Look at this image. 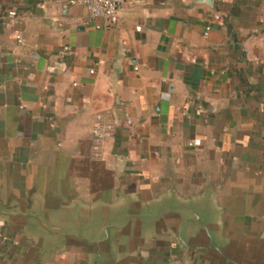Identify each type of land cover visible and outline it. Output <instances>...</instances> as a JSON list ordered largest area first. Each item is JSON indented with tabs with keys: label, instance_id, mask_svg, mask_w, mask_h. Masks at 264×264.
Here are the masks:
<instances>
[{
	"label": "crops",
	"instance_id": "crops-1",
	"mask_svg": "<svg viewBox=\"0 0 264 264\" xmlns=\"http://www.w3.org/2000/svg\"><path fill=\"white\" fill-rule=\"evenodd\" d=\"M196 1L123 0L97 30L68 0H0V264H205L177 220L144 222L170 204L264 245V0Z\"/></svg>",
	"mask_w": 264,
	"mask_h": 264
},
{
	"label": "water",
	"instance_id": "water-1",
	"mask_svg": "<svg viewBox=\"0 0 264 264\" xmlns=\"http://www.w3.org/2000/svg\"><path fill=\"white\" fill-rule=\"evenodd\" d=\"M214 0H197L213 8ZM199 205L170 204L161 208L144 222L147 226L165 221L177 220L172 230L178 243L196 260L205 264H264V245L257 250H242L221 239L216 233L207 209ZM113 229L110 226L105 230Z\"/></svg>",
	"mask_w": 264,
	"mask_h": 264
},
{
	"label": "built area",
	"instance_id": "built-area-1",
	"mask_svg": "<svg viewBox=\"0 0 264 264\" xmlns=\"http://www.w3.org/2000/svg\"><path fill=\"white\" fill-rule=\"evenodd\" d=\"M13 1L18 3L20 0ZM68 2L70 4L82 5L87 12V17L83 20V23L91 25L97 30H108L113 27L118 21L119 11L123 4V0H68ZM9 15L16 19L19 18L14 10L10 11ZM212 19L217 25L222 24V18L219 14H213ZM209 31L210 28L206 27L203 35L208 36ZM16 39L17 42H21L20 36H17ZM70 51L71 48L65 46L59 51V54L63 55L65 53H69ZM114 128V121L106 119L101 114H97L95 116L91 130L94 157H98L100 155L105 141L112 137Z\"/></svg>",
	"mask_w": 264,
	"mask_h": 264
}]
</instances>
